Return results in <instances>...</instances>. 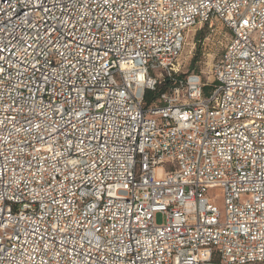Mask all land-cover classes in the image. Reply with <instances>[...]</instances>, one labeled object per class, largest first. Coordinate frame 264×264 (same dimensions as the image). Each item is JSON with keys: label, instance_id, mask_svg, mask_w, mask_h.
<instances>
[{"label": "built area", "instance_id": "built-area-1", "mask_svg": "<svg viewBox=\"0 0 264 264\" xmlns=\"http://www.w3.org/2000/svg\"><path fill=\"white\" fill-rule=\"evenodd\" d=\"M255 262L264 0H0V264Z\"/></svg>", "mask_w": 264, "mask_h": 264}, {"label": "rangeland", "instance_id": "rangeland-1", "mask_svg": "<svg viewBox=\"0 0 264 264\" xmlns=\"http://www.w3.org/2000/svg\"><path fill=\"white\" fill-rule=\"evenodd\" d=\"M227 40L228 33L219 21L214 20L211 23L192 27L187 33L182 52L178 58V73L183 74L187 71L197 70L202 72L204 78H207L212 63L224 49ZM195 58L197 59L192 64ZM218 192V189L211 191L213 195ZM155 221L161 223L163 216L157 214ZM250 264H264V262Z\"/></svg>", "mask_w": 264, "mask_h": 264}, {"label": "trees", "instance_id": "trees-1", "mask_svg": "<svg viewBox=\"0 0 264 264\" xmlns=\"http://www.w3.org/2000/svg\"><path fill=\"white\" fill-rule=\"evenodd\" d=\"M198 38H200V37H198ZM196 59L197 58L194 59V61L192 62V64H194V62H195ZM191 71H197V70H191ZM187 72H189V71H187ZM179 74L182 75V73H179ZM162 89H164L163 84L160 85L156 91L146 93V100L147 101L150 100L152 97H154L155 95H157Z\"/></svg>", "mask_w": 264, "mask_h": 264}]
</instances>
